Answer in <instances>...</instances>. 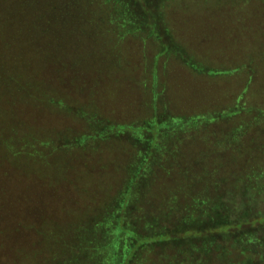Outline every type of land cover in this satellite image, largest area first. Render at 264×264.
<instances>
[{"label":"rangeland","instance_id":"374dc122","mask_svg":"<svg viewBox=\"0 0 264 264\" xmlns=\"http://www.w3.org/2000/svg\"><path fill=\"white\" fill-rule=\"evenodd\" d=\"M94 1L83 0V8L77 3L76 10L84 12ZM125 1L127 14L97 10L101 22L113 14L116 28L56 34L64 41L68 70L49 91L72 93L74 104L99 122L89 125L62 105L33 104L23 97L1 102L6 124H33L65 140L83 132L94 136L63 156L76 168L55 177L66 193L41 221L51 224L43 238L63 227L77 242L85 235L77 229L96 222L102 240L105 234L100 247L106 245L107 252L102 249L95 264H230L231 244H239L242 236L187 228L182 238L181 216L187 214L181 209L206 200L201 210L186 216L196 217L197 222H189L202 227L227 219L264 220V0ZM152 10L155 15L148 13ZM76 12L63 4L53 17L69 21ZM36 14L27 13L21 21ZM55 27L49 31L61 32L60 25ZM24 35L22 54L11 50L8 39L0 46L8 64H36L39 56L32 50L51 45L47 34L28 30ZM29 35L33 44L26 42ZM35 116L47 117L41 123ZM52 122L55 126H44ZM32 178L33 184L26 186L27 178L23 188L38 193L49 187L39 175ZM215 204L225 211L221 221L213 215ZM245 229L264 252V222ZM241 249L233 250L237 262L244 258ZM73 256L63 252L61 258L69 260L66 264L82 262L81 253Z\"/></svg>","mask_w":264,"mask_h":264},{"label":"trees","instance_id":"16d2710c","mask_svg":"<svg viewBox=\"0 0 264 264\" xmlns=\"http://www.w3.org/2000/svg\"><path fill=\"white\" fill-rule=\"evenodd\" d=\"M72 1L47 0L41 6H37L35 0H0V23H2L0 46L8 39L11 50L16 53L21 52L22 54L21 45L23 44V38L28 36L24 35L28 30L41 35L47 34L46 36H49L47 41L50 40L48 43L51 44L50 47L38 46V49H33L32 52L38 55L39 58L35 56L36 64H33L30 60L34 55L30 52L26 56L30 62L25 66H17L15 62H12V65L8 64L6 55L0 53V105L2 100L11 102L23 97L26 102L30 101L33 104L35 102L51 103L56 107L62 105L72 110L75 116L86 120L89 125H91L92 121L99 122L96 117H94L95 120L94 118L90 119L87 117L88 112L84 107L74 104L77 98L72 93H68V95L62 91L59 94H53V91H49L53 90L56 86L53 81L61 83L63 77H65L64 72L68 70L66 62L68 56H64L61 51V44L64 41L60 40V36L56 34L65 31L80 34V32H86L85 28H116V21H112L111 19L113 14L109 16L110 19H105L101 22L96 18V15H99L97 10L99 9L103 13L109 11V9L122 10L124 14H127L130 8L125 3V0H95L91 5L90 3L86 6L84 5L86 9L84 12H80L79 8L76 10V4L79 3L78 7L83 8V0ZM31 3H33V6H31ZM63 4H71V8L78 11V13H73V16L71 15L70 18L72 19L69 21H67L69 18L63 20L60 17H53ZM36 7H40V9H36ZM32 11H37V14L32 16V18H28L27 22L23 23L21 21L22 16ZM148 13L155 15L153 10L148 11ZM53 25H56V27L60 25L61 32L57 31L55 33L56 27L55 30H51L50 32L49 30ZM12 35H14L13 39ZM53 38L54 40L52 41ZM72 41L74 42L75 40ZM26 42H28L27 44H30V42L33 44V39L30 37ZM65 43L68 42L65 41ZM23 49L28 51L29 48L26 46ZM2 115H4V112L0 113V264H66L69 260L61 258L63 252L67 253L68 258L74 257L75 253H81L83 259L78 264H95L97 256L100 255L99 252L102 249L103 252H107L105 249L106 245L100 247L103 245L102 241H105V234L102 232L104 239L102 240L101 228L97 227L98 223L92 222V225L88 224V226H82L77 229L83 230V234L85 233V235L77 236L79 238H77L76 242L75 239L67 237L66 228L63 227H59L53 232L56 234L53 235L51 233V236L48 234L49 238L44 239L43 237H45L46 232L43 229L49 228L51 224L45 221L41 222L46 216L49 217L51 215L49 212L51 207L66 193L58 183L61 180L57 182L55 179V177H61L62 171H69L71 166V164L64 161L63 156L70 153L72 148H76L77 146L85 147L86 141L94 138V136L83 132L71 134L69 137H65L67 138L65 140L63 138L64 135L58 136L55 134V131L42 132L33 124L22 128L15 123L17 122L15 118H13L15 124H6L1 117ZM46 117L35 116L36 122L41 121L42 123ZM55 118L58 123L61 122V119H58V115H55ZM23 119L27 123L30 122L27 116ZM18 122L20 123V120ZM44 126L47 128L55 125L52 122L51 125L44 124ZM104 129L108 130V127L106 126ZM3 134H7L8 138L5 139ZM59 137L65 141L58 142ZM58 158L60 161L57 160ZM61 161L62 165L60 164ZM75 168V165L71 166V169ZM58 170H61L59 171L60 173L57 172ZM26 175L29 179V184L26 186L30 187V184H33L32 175H39L41 182L48 184L47 186L49 187L43 190L38 189V193H33V189H28L26 186L23 188V183L27 181ZM216 188L217 186L213 187V189ZM213 193L216 194L218 191ZM199 200L189 205V207L188 205L183 207L181 210L184 209L187 215L191 213L190 211L196 212L198 209L201 210L206 200ZM187 215H180L183 222L182 238H184V232L188 231L187 228H190L191 232L197 231L199 234L204 235L207 228H210L212 232L225 233V235L232 236L233 239L241 235L242 238L239 244L238 240L236 243L231 244L235 248L229 251L231 257L230 264H264V252L261 250L257 240L254 243L253 238L255 236L252 232L249 234V232L245 231L247 230L245 229L246 227L259 228L264 220L256 219L254 222H250L241 219L234 222L227 219L225 223L223 222L224 224L219 223V225H216L217 223H208L202 227L200 224L194 225L190 223L189 220L191 222H197L198 220L193 215L188 219ZM213 215L217 218V221L225 218L224 215L226 214L221 208V204L215 206ZM180 216L176 217V219L179 224H182L179 220ZM188 224L191 227H186ZM241 231L245 232L241 233ZM54 236L57 237V240L54 242V247H50ZM178 236L179 231L174 232L170 237L176 239ZM240 246H242V249ZM218 247L219 251H224V249L226 251V248H222L220 243ZM236 248H240L241 254L244 256L243 260L238 261L239 263L235 259L238 254L236 251H233ZM76 250L78 252H75ZM56 254H59L60 257L54 258Z\"/></svg>","mask_w":264,"mask_h":264}]
</instances>
